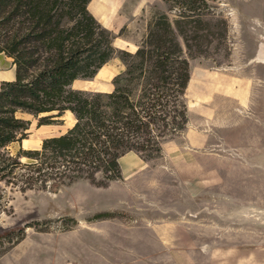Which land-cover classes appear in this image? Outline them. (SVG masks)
<instances>
[{"label": "rangeland", "instance_id": "374dc122", "mask_svg": "<svg viewBox=\"0 0 264 264\" xmlns=\"http://www.w3.org/2000/svg\"><path fill=\"white\" fill-rule=\"evenodd\" d=\"M117 3L118 51L135 53L150 22L169 17L193 78L184 101L191 116L205 106L210 122L189 112L185 129L160 140L159 156H122L126 179L102 184L98 173L58 190L1 183L0 264H264V0H199L187 17L164 0ZM125 69L118 52L107 77L98 71L71 87L113 91ZM203 80L205 94L196 86ZM70 113L38 125L18 112L32 124L9 150L67 132ZM196 128L206 129L207 145H187L200 141Z\"/></svg>", "mask_w": 264, "mask_h": 264}, {"label": "trees", "instance_id": "16d2710c", "mask_svg": "<svg viewBox=\"0 0 264 264\" xmlns=\"http://www.w3.org/2000/svg\"><path fill=\"white\" fill-rule=\"evenodd\" d=\"M187 17L199 0H164ZM91 0H0V52L12 58L13 81L0 85V184L21 189L58 190L79 180L123 178L120 158L129 152L159 156L162 138L185 129L184 101L191 79L169 17L149 24L141 47L118 51L116 35L90 12ZM126 65L110 92L73 89L93 78L116 53ZM60 123L66 112L76 122L47 137L40 148L9 150L25 140L32 120ZM22 157L28 161L23 162Z\"/></svg>", "mask_w": 264, "mask_h": 264}, {"label": "crops", "instance_id": "0c3cea01", "mask_svg": "<svg viewBox=\"0 0 264 264\" xmlns=\"http://www.w3.org/2000/svg\"><path fill=\"white\" fill-rule=\"evenodd\" d=\"M118 1L119 0H91V2L88 5V9L98 19V21L103 26L110 29V24H112V20L117 16V14L119 13V10L121 8V7L117 6ZM104 68H105V66L99 71L101 73V75H100L101 78H105L108 75L107 72H102ZM201 75L205 76V72H202ZM15 76H16V69H15V65L13 63L12 58L3 52H0V85L5 81H13L15 79ZM192 80H193V78H192ZM192 80H190V84H191ZM204 80L201 83H198V85H196V86H198V92L203 93V94H205L207 92V90L210 88V87L208 88V83ZM234 84L235 85H234L233 90L235 91V88L237 86L236 81ZM209 91H211V90L209 89ZM203 102H205V100H203ZM189 112H190V118L194 114H199V116L203 117V120L210 122V119H209L210 114L208 112V109H206L205 106L198 108V111H196V109H195L194 114L192 116H191V114H192L191 111H189ZM196 133L200 136V141H198L196 143V140H193V138H192L186 142L187 145L189 147L190 146H193V147L198 146V144L207 145L208 133L206 132V129H204L202 131V128H196ZM125 162L126 161L124 160V163H123V157H121L120 158V165L122 167L123 179L127 178V172H126L125 165H124ZM149 225H150V223L147 222V223L143 224V227L147 228V226H149Z\"/></svg>", "mask_w": 264, "mask_h": 264}, {"label": "bare ground", "instance_id": "6f19581e", "mask_svg": "<svg viewBox=\"0 0 264 264\" xmlns=\"http://www.w3.org/2000/svg\"><path fill=\"white\" fill-rule=\"evenodd\" d=\"M71 114V113H70ZM71 115H73V114H71Z\"/></svg>", "mask_w": 264, "mask_h": 264}]
</instances>
